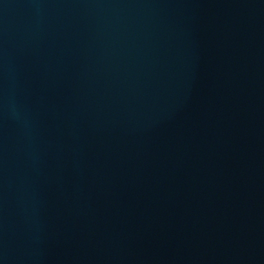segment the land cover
Listing matches in <instances>:
<instances>
[{
    "label": "water",
    "instance_id": "95a60500",
    "mask_svg": "<svg viewBox=\"0 0 264 264\" xmlns=\"http://www.w3.org/2000/svg\"><path fill=\"white\" fill-rule=\"evenodd\" d=\"M0 264H264V0H0Z\"/></svg>",
    "mask_w": 264,
    "mask_h": 264
}]
</instances>
